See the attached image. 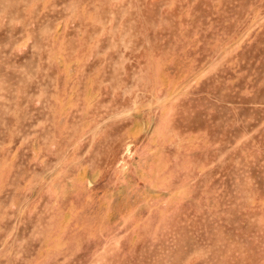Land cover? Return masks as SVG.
<instances>
[{"label":"rangeland","instance_id":"obj_1","mask_svg":"<svg viewBox=\"0 0 264 264\" xmlns=\"http://www.w3.org/2000/svg\"><path fill=\"white\" fill-rule=\"evenodd\" d=\"M0 264H264V0H0Z\"/></svg>","mask_w":264,"mask_h":264}]
</instances>
